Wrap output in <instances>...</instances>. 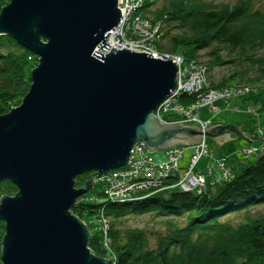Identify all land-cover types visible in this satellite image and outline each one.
<instances>
[{
	"label": "water",
	"instance_id": "obj_1",
	"mask_svg": "<svg viewBox=\"0 0 264 264\" xmlns=\"http://www.w3.org/2000/svg\"><path fill=\"white\" fill-rule=\"evenodd\" d=\"M117 0H9L0 35L38 57L21 102L0 114V197L4 223L0 264H109L88 246L91 232L71 208L104 173L124 166L132 146L154 151L219 147L239 126L161 123L152 110L176 87V64L144 52L111 48ZM98 48L99 51L96 50ZM91 172L82 187L75 179Z\"/></svg>",
	"mask_w": 264,
	"mask_h": 264
},
{
	"label": "trees",
	"instance_id": "obj_2",
	"mask_svg": "<svg viewBox=\"0 0 264 264\" xmlns=\"http://www.w3.org/2000/svg\"><path fill=\"white\" fill-rule=\"evenodd\" d=\"M7 2L0 0V10ZM154 2L145 0L143 13L161 22L160 51L195 58L206 66V73L214 66L237 64L227 76L212 82L214 87L264 83V0H236L220 6L206 0H163L162 6L152 11L150 6ZM204 49H209L205 63L199 60V52ZM223 49H226L225 58L219 54ZM36 60L32 52L12 37L0 35V114L21 102L30 86V71ZM244 98L264 109V91L249 93ZM226 162L231 177L218 179L221 171L218 176H213V171L211 176L218 180L207 176L201 192L184 191L175 185L123 202L106 199L80 202V196L71 210L86 222L91 232L88 246L96 256L109 254L101 248L94 218L101 210L110 217L114 264L264 263V214L252 211L264 204V150L253 162L237 155L227 158ZM182 171L179 168L165 182L175 184ZM90 173L78 175L75 186H82ZM98 187L102 186L96 180L84 198L103 196ZM16 189L12 182L2 181L0 197L13 195ZM242 210L245 212L239 220H222ZM144 213L162 216L165 229L149 236L143 229L118 227L122 217ZM88 219L92 220L89 224ZM3 233L4 223L0 220V248Z\"/></svg>",
	"mask_w": 264,
	"mask_h": 264
},
{
	"label": "built area",
	"instance_id": "obj_3",
	"mask_svg": "<svg viewBox=\"0 0 264 264\" xmlns=\"http://www.w3.org/2000/svg\"><path fill=\"white\" fill-rule=\"evenodd\" d=\"M144 2L145 0H117L120 19L105 38L113 46L108 50L129 49L147 53L154 58L171 59L177 67L176 87L152 110V115L161 123L197 124L204 129L211 121L199 118L198 110L201 106L208 105L211 110H216L213 107L214 101L222 100L227 103L232 98L247 96L250 89L239 85L216 90L207 80L206 66L203 63L182 54L160 51L158 43L161 40V22L144 15ZM183 95L185 98L181 100ZM191 97L193 100H187ZM206 148L205 137H202L197 145H176L163 149L162 158L155 159L151 151L138 142L132 146L124 166L109 170L96 180L102 185L103 197L118 202L136 200L153 191L175 185L184 191L196 189L201 192L207 176H211L215 168L221 170L218 179L231 177V172L225 166L226 156L213 158L204 171L196 169L199 160L208 154ZM185 151L190 152L187 166L175 184H167V177L179 172V161ZM85 198L91 202L98 201V198L92 196ZM94 220L100 233L101 248L110 255L105 257L109 258V264H114L109 236L110 218L101 210Z\"/></svg>",
	"mask_w": 264,
	"mask_h": 264
},
{
	"label": "rangeland",
	"instance_id": "obj_4",
	"mask_svg": "<svg viewBox=\"0 0 264 264\" xmlns=\"http://www.w3.org/2000/svg\"><path fill=\"white\" fill-rule=\"evenodd\" d=\"M206 1L219 4L220 6L221 4H227V3L233 4V2L236 0H206ZM162 3H163V0H155V2L150 6V10L154 11L156 8L161 7ZM144 11L145 10H143V12ZM97 49L98 48H96V50ZM208 50L209 49H204L199 52V54L201 55L199 60H201L204 63L209 58L208 56L206 57V53ZM225 53H226V49L219 51V54L224 58L226 56ZM35 62L37 64L38 57ZM235 65L237 64L225 63L222 65L212 67V69H210L209 72L207 73L208 81L210 83L219 81L222 77L227 76ZM239 85L248 87L250 89V93L252 92L258 93V92L264 91V83L262 82L255 83V84L231 83L229 85H225L221 87H214L211 84V86L214 87V89L216 90H221L220 88H223V87H237ZM210 107L211 106H208V105H203L200 107V109L198 110V116L201 120H210L211 124L219 122L222 124L229 123L230 125H234V126H239L242 123V126L240 128H241V131L244 132L243 136L245 138L239 137L237 139H234L233 141H229V142L222 144L220 147L217 144H215L214 141H212L211 139L205 138V141L207 143L206 149L208 151V154L203 156L199 160L196 166L197 169L201 170V168H204L207 164L212 162L213 161L212 159L215 157L226 156L227 158H229V157H234L237 155L242 158L248 159L251 162L255 161L258 155L261 153V151L264 150V128L262 126V119L264 117V109L261 110L260 104H254V102H252L249 99H245L244 97H237V98L230 99L227 103L222 100L214 101L213 107L216 110H211ZM151 154L155 159L162 158L161 149H156L154 151H151ZM189 157H190V152L185 151L182 158L179 161V168L184 169L187 166ZM227 158L225 159V166L230 171L229 167L227 166V162H226ZM218 175H219V170L215 168L213 176H218ZM213 176H210V177L214 178V180H218L217 178ZM95 182H96V178L93 180L92 187L94 186ZM79 187H82V186H79ZM79 187L75 186V188H79ZM98 190L102 191V187H98ZM83 195H81L82 199H80V202L86 201V198H84ZM91 196H94V195H91ZM104 200L105 198L100 195L98 196L97 202L104 201ZM252 211L253 213L256 212V213L264 214V204L255 206V208L252 209ZM244 212L245 210L232 212L228 214L227 216L223 217L222 220L226 218H232L235 222L243 217ZM91 221H92L91 219H88L87 223L89 224L91 223ZM118 224H119L118 227L121 230H124L127 228H139V229L145 230V232L149 236H152L153 232H159L165 229L163 217L154 216L152 213L130 214L126 217H122ZM150 240H153V238L150 237Z\"/></svg>",
	"mask_w": 264,
	"mask_h": 264
},
{
	"label": "bare ground",
	"instance_id": "obj_5",
	"mask_svg": "<svg viewBox=\"0 0 264 264\" xmlns=\"http://www.w3.org/2000/svg\"><path fill=\"white\" fill-rule=\"evenodd\" d=\"M120 19V18H119ZM107 38V37H106ZM105 43L109 46V47H113L112 44H109L105 41ZM85 222V221H84ZM86 223V222H85ZM87 225V224H86ZM90 231V230H89Z\"/></svg>",
	"mask_w": 264,
	"mask_h": 264
}]
</instances>
